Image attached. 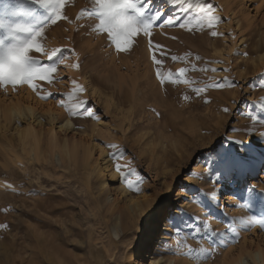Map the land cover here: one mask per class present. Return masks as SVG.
<instances>
[{
    "label": "rangeland",
    "instance_id": "obj_1",
    "mask_svg": "<svg viewBox=\"0 0 264 264\" xmlns=\"http://www.w3.org/2000/svg\"><path fill=\"white\" fill-rule=\"evenodd\" d=\"M17 2L0 0V14L3 5ZM181 2L153 0L150 6L179 15ZM203 2H211L220 17L213 29L155 27L131 51L118 52L95 30V16L85 12L77 19L93 0H65L68 19L47 24L40 40L47 50H66L57 79L35 81L38 91L27 83L0 86V225H7L0 227V264H14L13 245L27 250L24 258L46 260L25 246L47 239L59 247L55 258L61 264H151V255L159 264H234L240 256L255 263L251 253L264 250V0ZM200 3L184 2L194 20ZM212 30L222 35L212 37ZM149 39L167 52L163 58L156 53L163 59L159 66ZM173 55L182 59L173 61ZM182 67L189 69L183 76ZM223 77L234 83L211 87ZM73 81L86 91H77ZM20 100L35 105L41 117L42 126L35 123L42 130L39 157L31 141L20 140L18 121L4 115ZM67 121L71 129L61 130ZM50 131L58 142L89 147L87 169L83 149L80 162L72 163L54 149ZM137 199L142 208L136 214L128 205ZM165 208L177 212L169 230L161 224L149 247L143 246ZM201 223L210 225L211 236L195 231ZM49 249H42L46 256Z\"/></svg>",
    "mask_w": 264,
    "mask_h": 264
},
{
    "label": "snow or ice",
    "instance_id": "obj_2",
    "mask_svg": "<svg viewBox=\"0 0 264 264\" xmlns=\"http://www.w3.org/2000/svg\"><path fill=\"white\" fill-rule=\"evenodd\" d=\"M166 2H171V0H166ZM184 2H188V0H182L179 4V15L166 16L161 9H153L150 6L153 0H93V7L81 10L77 19H82L85 12L89 16H95L98 20L95 30L106 34L110 41L114 43L118 52H129L132 50L134 43L139 42L141 35L151 37L155 27H179L192 32L194 30L203 31L206 26L209 29H213V22H219L220 17L213 13L214 5L211 2L204 3L201 0L199 12L195 14V20L192 15H189V9L184 7ZM30 5L38 6L39 9H43V12H38L36 7ZM64 6L65 0H20L17 3L3 5L2 14H0V30H4L6 35L0 37V86L10 84L15 89L16 86L27 83L33 90L38 91L39 86L34 83L35 81L40 80L51 84L57 79L55 75L57 64L63 62L62 58L66 50L61 48L47 50L42 46L40 40L43 39L42 33L47 24H55L62 19H68L63 12ZM181 17H184L183 22H180ZM28 21H35V23ZM210 34L212 37L222 35V33H218L215 30H212ZM173 39H176V37H173ZM149 47L152 51L151 59L153 63L157 66L161 65L163 59H157L156 53L159 52L162 58L166 57L167 52L164 46L155 44L149 39ZM33 52L47 57V61L34 58ZM171 59L176 61L177 59H182V57L173 55ZM73 67L78 69L79 63L74 64ZM202 70L217 71V69H209L207 67ZM188 71L189 69L184 67L179 69L181 76ZM156 74L160 78V83H165L159 67ZM72 83L77 91H86L83 85L75 81ZM226 83L234 82L229 81L227 77H223L211 87L222 88ZM201 91L199 88L195 89L198 95ZM184 99H188V97L185 96ZM83 103L86 104L87 101ZM205 103H210V101L205 99ZM260 103L264 104V98H262ZM84 111L88 116L95 115L94 112L87 109ZM222 111L228 113L230 109L224 107ZM96 118L99 119L98 116ZM261 136L264 137V133H261ZM121 167V165L117 164V171H120ZM217 171L220 170L218 169ZM223 175L224 173L221 172V178ZM257 179H259V176H257ZM215 183H219V180H216ZM213 191H215V188H213ZM175 207L174 205L173 208ZM178 211L182 213L183 209ZM176 215L177 212L172 209H162L154 225L155 231L158 232L161 224L167 223ZM170 226L174 227L175 232L178 233L180 231L174 225ZM0 227H7V225H0ZM202 229L205 235L211 236L213 234L209 224L201 223L195 231L199 233ZM216 235L220 234L216 233ZM235 235L236 233H234ZM208 255H211V251H209Z\"/></svg>",
    "mask_w": 264,
    "mask_h": 264
},
{
    "label": "bare ground",
    "instance_id": "obj_3",
    "mask_svg": "<svg viewBox=\"0 0 264 264\" xmlns=\"http://www.w3.org/2000/svg\"><path fill=\"white\" fill-rule=\"evenodd\" d=\"M34 106L29 104V102H26L24 100L11 102L10 106H8L6 108L7 110H6L4 115L7 118L8 122H11L12 120L18 121V126L16 127L15 130L18 133L20 140L23 143L26 141H29V142L31 141L32 144H34V146H32V147H34L32 152H33L34 156L39 157L40 156L39 155V149H40L41 140H42L41 139L42 138V130L39 128L37 129V127L42 126V121L40 119L41 117L37 114L38 112L34 108ZM1 109H2V107H1ZM13 122H15V121H13ZM35 123H37L36 124L37 127H35ZM71 127H72V124L69 121H67V122H65V124H63L60 127V129L64 131V130L71 129ZM50 139H51L52 145H54L53 146L54 149L56 150L57 148H60V150H59L60 155L65 159L66 158L69 159L72 163H75V164L77 162H80L79 161L80 153H81V150L83 149V151H84L83 164H84V167L87 169L88 161L91 157V151H90L89 147H84V145H82L83 143L78 142L76 140H72V141L62 140V141L58 142L59 139H58L57 135L51 131H50ZM255 172H256L255 169L251 170V174L253 177H255ZM238 173L241 174V176H244L245 167H244L243 163L238 162ZM103 185L107 186L106 181H103L102 186ZM227 200H230V197L227 198ZM107 201H109L108 196H107ZM128 208H129V210H132L134 213L137 214L138 212L141 211V208H142L141 207V201L138 199L137 200H130ZM168 226H169L168 222L165 223L164 232L169 230ZM155 233H156V231L154 229V226H152L150 231H149V234H148L149 238H147L146 241L144 240L142 245L145 247H149L151 239L154 237ZM26 242H27V240H26ZM38 243H39L38 246H30V247L25 246V247L29 251H33V250L36 251V254L38 253L40 257H45L46 260L40 261V259L39 260L37 259L38 260L37 261V260L32 259L31 256L24 258L22 256L26 254L27 250H25L23 248L22 250L16 251L18 249H12V248H14L13 247L14 245H13L10 248L11 253H12V255H11L12 259L9 258L10 261L13 262L14 264H61V262H58L57 259L55 258V257H57L56 253H58V250H59L58 246H54V243L48 239H47V242L43 243L44 245H42V246H41V243L39 241H38ZM26 244L27 243H25V245ZM48 245H50V249L48 250V255L46 256L44 250H42V249L44 247H47ZM38 247L41 249V251L36 250ZM29 255H31V254H29ZM146 256L147 255H145V254L143 255V257H146ZM250 257L253 259L252 261H255V263L253 262L254 264H264V250L261 249V247H257L256 253L255 254L251 253ZM151 264H159V260L157 259L156 256L151 255ZM234 264H246L245 260H244V256H240L239 258H237V260L235 261Z\"/></svg>",
    "mask_w": 264,
    "mask_h": 264
}]
</instances>
